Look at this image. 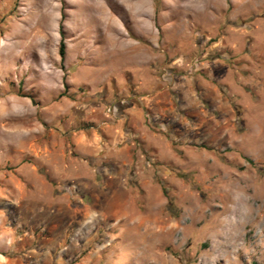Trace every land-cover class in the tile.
I'll return each instance as SVG.
<instances>
[{
  "label": "rangeland",
  "instance_id": "obj_1",
  "mask_svg": "<svg viewBox=\"0 0 264 264\" xmlns=\"http://www.w3.org/2000/svg\"><path fill=\"white\" fill-rule=\"evenodd\" d=\"M147 1L0 0L12 264H264V0Z\"/></svg>",
  "mask_w": 264,
  "mask_h": 264
},
{
  "label": "bare ground",
  "instance_id": "obj_2",
  "mask_svg": "<svg viewBox=\"0 0 264 264\" xmlns=\"http://www.w3.org/2000/svg\"><path fill=\"white\" fill-rule=\"evenodd\" d=\"M186 1V3L182 6L184 9L188 10L190 9V4L191 3H197V2H200V3H203V4H213V7L216 9H219V5H218V1L217 0H184ZM122 2L124 3V5L127 7V9L133 14L134 13V16H137V17H142L140 19V21L143 23L145 22V17L147 16L146 14V6L148 4V1L147 0H122ZM99 7L101 8V17H107V13L105 12V9H104V6L103 4H99ZM148 12V11H147ZM146 19H148L146 17ZM139 20V19H138ZM146 23V22H145ZM108 26V25H107ZM147 26V24H146ZM145 26V27H146ZM148 28V27H147ZM113 43V42H112ZM246 211V210H245ZM249 212V208L247 210ZM244 213V212H243ZM244 220V219H243ZM244 222V221H243Z\"/></svg>",
  "mask_w": 264,
  "mask_h": 264
},
{
  "label": "crops",
  "instance_id": "obj_3",
  "mask_svg": "<svg viewBox=\"0 0 264 264\" xmlns=\"http://www.w3.org/2000/svg\"><path fill=\"white\" fill-rule=\"evenodd\" d=\"M17 240H20V237H17L14 228L4 225L2 227L0 223V264H12V257L6 252L10 253L13 248H17Z\"/></svg>",
  "mask_w": 264,
  "mask_h": 264
},
{
  "label": "trees",
  "instance_id": "obj_4",
  "mask_svg": "<svg viewBox=\"0 0 264 264\" xmlns=\"http://www.w3.org/2000/svg\"><path fill=\"white\" fill-rule=\"evenodd\" d=\"M64 48H65V43H64L63 39H61L60 42H59L58 52H59V55L62 58H63V55H64Z\"/></svg>",
  "mask_w": 264,
  "mask_h": 264
}]
</instances>
